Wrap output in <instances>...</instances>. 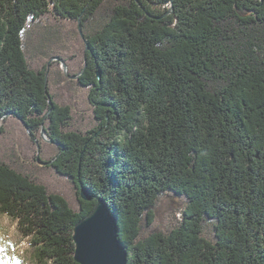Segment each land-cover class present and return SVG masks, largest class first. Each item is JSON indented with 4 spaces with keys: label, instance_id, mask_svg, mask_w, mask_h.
Listing matches in <instances>:
<instances>
[{
    "label": "trees",
    "instance_id": "obj_1",
    "mask_svg": "<svg viewBox=\"0 0 264 264\" xmlns=\"http://www.w3.org/2000/svg\"><path fill=\"white\" fill-rule=\"evenodd\" d=\"M47 15L77 23L86 44L84 64L58 80L53 62L35 68L26 53ZM36 41L39 57L52 50ZM71 76L91 90L85 131L53 88ZM8 118L39 144L38 162L44 130L58 149L46 162L92 196L75 208L0 153V213L31 237L39 264H80L74 227L100 197L127 264H264V0H0ZM167 194L185 205L165 231L156 209Z\"/></svg>",
    "mask_w": 264,
    "mask_h": 264
},
{
    "label": "rangeland",
    "instance_id": "obj_2",
    "mask_svg": "<svg viewBox=\"0 0 264 264\" xmlns=\"http://www.w3.org/2000/svg\"><path fill=\"white\" fill-rule=\"evenodd\" d=\"M39 30L31 27L26 34V53L33 67H40L49 60L53 62L52 77L58 80V73L75 74L85 62L86 44L78 31V24L47 15L41 20ZM43 39L50 43L52 50L39 57L34 45ZM56 53H55V51ZM54 51V52H53ZM61 55L64 63L54 59ZM57 60L59 63H57ZM70 85H64L61 100L71 108V127L76 130H87L95 126L94 106L90 100V88L78 84L77 76H71ZM38 141L43 145L42 162L36 160L38 143L32 141L27 127L14 118H8L0 123V153L13 158L21 165V169L34 175L53 191L65 196L71 205L78 208L81 198V184H77L68 176L58 173L46 161L57 153V145L42 132ZM185 202L176 194L164 195L156 209L157 226L167 231L182 217ZM35 247L30 236H24L18 229V221L7 214L0 213V264H39L34 257Z\"/></svg>",
    "mask_w": 264,
    "mask_h": 264
},
{
    "label": "water",
    "instance_id": "obj_3",
    "mask_svg": "<svg viewBox=\"0 0 264 264\" xmlns=\"http://www.w3.org/2000/svg\"><path fill=\"white\" fill-rule=\"evenodd\" d=\"M79 25L82 33L81 22ZM54 59L66 65L59 56ZM98 75L100 77V72ZM39 150L38 145V154ZM81 188V197L91 200L90 192L83 186ZM73 238L74 256L80 264H127L129 252L119 237L118 219L102 197L97 199L93 210L75 225Z\"/></svg>",
    "mask_w": 264,
    "mask_h": 264
}]
</instances>
